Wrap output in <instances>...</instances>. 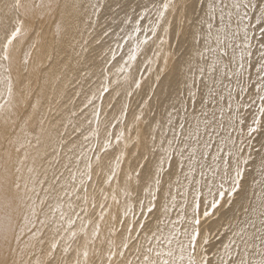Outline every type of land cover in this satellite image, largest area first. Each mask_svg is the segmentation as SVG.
I'll use <instances>...</instances> for the list:
<instances>
[{"label":"snow or ice","instance_id":"6c2138e0","mask_svg":"<svg viewBox=\"0 0 264 264\" xmlns=\"http://www.w3.org/2000/svg\"><path fill=\"white\" fill-rule=\"evenodd\" d=\"M0 264H264V0H0Z\"/></svg>","mask_w":264,"mask_h":264},{"label":"bare ground","instance_id":"6f19581e","mask_svg":"<svg viewBox=\"0 0 264 264\" xmlns=\"http://www.w3.org/2000/svg\"><path fill=\"white\" fill-rule=\"evenodd\" d=\"M127 50V46L125 47V51ZM113 72H115V68H113ZM147 74V73H146Z\"/></svg>","mask_w":264,"mask_h":264}]
</instances>
